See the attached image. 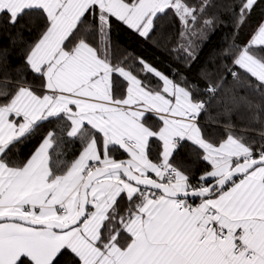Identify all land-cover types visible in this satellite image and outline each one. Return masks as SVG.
<instances>
[{
  "label": "snow or ice",
  "instance_id": "snow-or-ice-1",
  "mask_svg": "<svg viewBox=\"0 0 264 264\" xmlns=\"http://www.w3.org/2000/svg\"><path fill=\"white\" fill-rule=\"evenodd\" d=\"M260 3L233 0L234 35ZM209 6L0 0L9 26L25 15L42 22L22 65L11 66L10 49L0 46V264H57L65 254L66 264H264V129L259 146L237 136L232 116L252 102L218 97L227 79L221 67L264 92V21L246 43L222 49L219 66L202 70L205 95L186 76L177 81L176 70L170 77L142 57L113 56V19L149 39L156 19L171 12L182 38L206 39L214 20L194 26ZM179 47L196 58L192 39ZM213 101L224 105L218 140L199 125ZM40 122L56 127L19 157ZM77 142L71 161L52 158ZM185 142L193 164L203 165L198 177L175 161Z\"/></svg>",
  "mask_w": 264,
  "mask_h": 264
},
{
  "label": "trees",
  "instance_id": "trees-1",
  "mask_svg": "<svg viewBox=\"0 0 264 264\" xmlns=\"http://www.w3.org/2000/svg\"><path fill=\"white\" fill-rule=\"evenodd\" d=\"M192 7L199 8L202 0H186ZM233 0H209V7L203 14L197 12L198 21L195 28L199 29L203 25L204 19H213V26L206 28L204 38L192 37L189 32L188 38H182L180 32L183 26L171 12L167 15H160L155 21L154 29L149 39L139 37L131 29H128L121 22L113 19L111 28V43L114 58L129 56L130 62L135 57H142L145 61L153 65L159 71L168 76H173V71L176 70V80L180 81L181 76H186L190 81L198 83L201 88V95H205L203 88L207 84V80L203 78L202 70L214 68L221 64L219 53L222 49L229 46L235 40L236 43H246L251 34L256 29L257 25L264 21V0L258 4L256 9L250 14L246 22L240 27L238 35L235 33L234 17L229 10ZM91 20V17H89ZM41 21L36 15H25L14 26H9L6 21L0 20V46H5L10 49L8 57L11 66L15 67L22 65L24 62L25 53L32 42L39 36V28ZM189 26L193 27L189 21ZM188 39L194 42L195 59H186V54L179 47L180 44H187ZM14 40L15 44L10 43ZM176 49L173 51V49ZM230 63V60L226 59ZM219 72L224 73L227 79L224 82L223 89L218 93V97L231 96L235 94L237 99L244 96L252 102L253 107L242 104L237 109L233 116L232 122L235 127L232 131L237 136H243L246 142L255 141V145L261 143L260 131L264 129V92L255 88V81H252V86H249L247 80H241L239 83L234 81L230 74L223 67L219 68ZM143 74H141L142 76ZM151 77V74H149ZM216 77H213L215 80ZM153 80L155 78H152ZM28 80H32V75H28ZM224 105H217L213 101L208 111L202 113L199 117V125L203 129L206 137L218 140L226 135L223 125V118L217 116V112L223 109ZM220 120V123L216 121ZM56 127L54 124L40 122L39 127L32 135L19 146V157H26L38 146L39 141L47 130ZM79 143L75 145L66 143L60 148L52 150V158L55 160L58 154L60 159L71 161L73 154L78 155ZM16 151V150H14ZM116 158L124 159L122 153H116ZM18 157V158H19ZM153 159L155 153L153 152ZM195 160L194 154L191 151V145L185 142V146L180 148L179 153L175 157L176 162L183 161L185 164L191 165L196 175H199V169L202 164H193ZM199 202L198 200L196 203ZM68 254L60 257L57 264H66Z\"/></svg>",
  "mask_w": 264,
  "mask_h": 264
},
{
  "label": "crops",
  "instance_id": "crops-1",
  "mask_svg": "<svg viewBox=\"0 0 264 264\" xmlns=\"http://www.w3.org/2000/svg\"><path fill=\"white\" fill-rule=\"evenodd\" d=\"M149 116H150V114H149ZM12 119H16L15 117H12ZM152 122V118H151V116H150V119H149V123H151ZM123 155H124V157L125 158H127V156H126V154H124V153H122ZM115 155V154H114ZM198 203V202H197Z\"/></svg>",
  "mask_w": 264,
  "mask_h": 264
}]
</instances>
